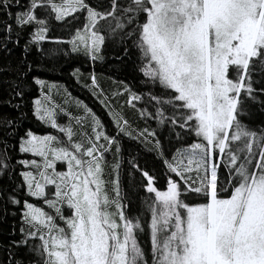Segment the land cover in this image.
I'll return each instance as SVG.
<instances>
[{"label":"snow or ice","instance_id":"snow-or-ice-1","mask_svg":"<svg viewBox=\"0 0 264 264\" xmlns=\"http://www.w3.org/2000/svg\"><path fill=\"white\" fill-rule=\"evenodd\" d=\"M0 264H264V0H0Z\"/></svg>","mask_w":264,"mask_h":264},{"label":"trees","instance_id":"trees-1","mask_svg":"<svg viewBox=\"0 0 264 264\" xmlns=\"http://www.w3.org/2000/svg\"><path fill=\"white\" fill-rule=\"evenodd\" d=\"M56 34L63 37L65 33L61 28L57 27L55 30ZM46 47L55 48L56 45L46 44ZM107 59L105 62H97L95 66L87 63L85 58L82 56L70 55L65 56L62 52L56 55L46 56L44 58V68L42 71V78L46 79L48 82L61 85L67 88L68 92L71 93V96L74 99H79L84 101L95 113L98 114L103 119L105 124H108V118L101 108L100 104L93 99L90 93L81 87L80 84H77L76 77L72 75L73 69H79L81 72L87 74L90 71H95L97 79L101 86L107 91L109 89H114L117 87L116 84H113L112 79L119 81L122 79L130 78L129 72L131 71L130 67L125 68L123 64H118V62L111 59L113 55L111 50L106 51L105 53ZM119 69V70H118ZM62 94V93H61ZM63 95V94H62ZM126 100V97H122ZM138 106H143L141 102H135ZM125 111L129 113V118H133L131 111L125 106ZM66 118L60 117L59 122L63 123ZM26 123L31 124L34 130L38 133L43 134L44 131H54L49 129H44L38 125L34 120H29ZM140 126L144 127L145 124L143 121H140ZM148 126L155 127L154 121H149ZM166 134L167 129H164ZM124 147L126 149L125 160L128 159V153H131L132 156L139 155V162L141 166H147L150 171L155 172L158 176L162 170V163L155 159L152 153L146 152L143 149H140L139 153L137 149L140 148V145L135 144L132 141L125 140ZM127 166L125 165V168ZM137 179L139 177L137 176ZM125 183H127L128 178L126 173L124 175ZM163 178L160 179L159 184H163ZM158 184V186H159ZM137 201V205H138Z\"/></svg>","mask_w":264,"mask_h":264},{"label":"rangeland","instance_id":"rangeland-1","mask_svg":"<svg viewBox=\"0 0 264 264\" xmlns=\"http://www.w3.org/2000/svg\"><path fill=\"white\" fill-rule=\"evenodd\" d=\"M54 93H55V89H54ZM61 99H63V95H62V94L59 95V96H55V100H56V102L59 103Z\"/></svg>","mask_w":264,"mask_h":264}]
</instances>
